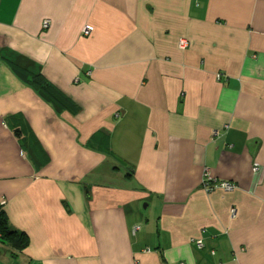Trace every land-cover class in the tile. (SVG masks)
<instances>
[{
  "label": "crops",
  "instance_id": "obj_1",
  "mask_svg": "<svg viewBox=\"0 0 264 264\" xmlns=\"http://www.w3.org/2000/svg\"><path fill=\"white\" fill-rule=\"evenodd\" d=\"M0 201V264H264V0H0Z\"/></svg>",
  "mask_w": 264,
  "mask_h": 264
},
{
  "label": "trees",
  "instance_id": "obj_2",
  "mask_svg": "<svg viewBox=\"0 0 264 264\" xmlns=\"http://www.w3.org/2000/svg\"><path fill=\"white\" fill-rule=\"evenodd\" d=\"M34 78L35 80L31 81V85L36 88L38 87V89L47 96V100L51 102L52 100H59V102L61 101V104L63 106L65 105L63 103V98L57 93H54L55 91L51 90V88L47 84H45L41 78H39V80H36L38 77ZM2 207L3 206L0 205V240L8 243L11 242L18 248L24 247L27 243L26 235L24 233L13 231L8 227L7 220L2 211Z\"/></svg>",
  "mask_w": 264,
  "mask_h": 264
},
{
  "label": "built area",
  "instance_id": "obj_3",
  "mask_svg": "<svg viewBox=\"0 0 264 264\" xmlns=\"http://www.w3.org/2000/svg\"><path fill=\"white\" fill-rule=\"evenodd\" d=\"M47 25H48V21H45L43 23V26L46 27ZM90 31H91V28L87 26L83 29V34L87 35V34H89ZM178 46L181 50H184V49L189 47V42L186 39H180L178 42ZM217 78L220 79V75H217ZM214 134H216V133H214ZM201 184H202L203 189L207 192L212 191L214 189H222L224 191H233L236 189V185L234 183L216 181V180L211 179L209 177V172L207 169H204V171L202 173ZM0 205L3 206L4 201H0ZM233 212L234 211H232V213ZM197 246L199 248H201V246H202L201 241H197Z\"/></svg>",
  "mask_w": 264,
  "mask_h": 264
},
{
  "label": "rangeland",
  "instance_id": "obj_4",
  "mask_svg": "<svg viewBox=\"0 0 264 264\" xmlns=\"http://www.w3.org/2000/svg\"><path fill=\"white\" fill-rule=\"evenodd\" d=\"M110 161L112 162V159H110ZM113 163H114L115 167H118V169L122 170L123 172L126 171L128 168V165L123 161H121V163H120L119 159L113 158Z\"/></svg>",
  "mask_w": 264,
  "mask_h": 264
}]
</instances>
